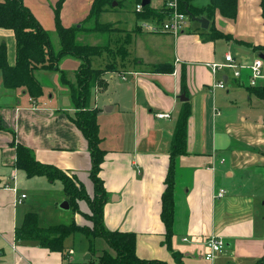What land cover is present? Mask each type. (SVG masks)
Returning a JSON list of instances; mask_svg holds the SVG:
<instances>
[{"label":"crops","instance_id":"obj_1","mask_svg":"<svg viewBox=\"0 0 264 264\" xmlns=\"http://www.w3.org/2000/svg\"><path fill=\"white\" fill-rule=\"evenodd\" d=\"M69 1L61 12L66 28L85 20L94 2L88 0L84 14L76 19L68 13L65 15ZM56 2L58 0H52V6ZM24 3L44 29H55L54 11L37 5L44 3L43 0H24ZM79 3L84 4L85 0ZM260 4L261 0H240L239 5L249 8V12L240 17L242 29L238 31L230 25L232 20L219 15L215 19L217 29L249 46L264 45ZM136 22L134 29H119L116 33L121 41L118 45L130 37L126 57H112L117 71L106 73L92 89L90 107L99 111L98 121L101 115L115 111L121 114V126L117 128V136L114 134L117 142L112 147L106 146L99 122L102 148L107 152L101 178L110 196L104 209L106 227L110 231L135 233L136 253L145 260L166 264H256L264 256V194L251 191L248 182L252 176L260 177L250 170H257L259 161L264 165V130L258 142L255 138L252 142L251 136L248 140L246 136L241 138L239 134L246 132L233 123L235 106L230 104L231 94L243 89L248 92L250 70L243 69L239 79L232 70L221 71L216 77L206 64H222L226 55L231 54L238 65L249 66L255 60L264 61V54L248 59L243 53L252 49L234 41H203L198 31L195 34L190 29L184 30L181 36L150 34L139 27L137 18ZM3 45L8 63L14 66V32L0 29V48ZM183 74L192 115L188 123L187 155L176 160L173 234L167 241L166 226L161 218L162 197L172 138L183 107L179 99L184 94ZM220 79L227 82L226 88L214 90L212 86ZM112 92L117 97H112ZM251 96L254 95H250L249 102H252ZM101 97L105 99L103 112L98 105ZM75 113L68 86L46 96L44 91L42 97L32 100L26 89L6 90L0 79V243L11 245V264H84L90 259L88 255L85 262H78L73 249L64 259L61 254L43 249L37 243L17 241L15 235L19 226L18 207L28 199L17 203L21 195H25H18L21 192L18 173L28 179L27 186L42 181L51 183L46 177L29 179L25 172L16 169L17 145L33 150L42 164L75 175L88 194H94L89 176L92 161L88 143L73 122ZM158 114H169L170 118L159 119ZM239 119L245 121V117ZM123 128L132 135L133 141L124 142ZM234 138L257 145L262 152L243 153L233 147ZM221 189L226 195L217 198ZM211 237L220 238L226 248L223 254L207 260V242ZM88 250L84 254H88ZM3 256L0 249V257Z\"/></svg>","mask_w":264,"mask_h":264},{"label":"trees","instance_id":"obj_2","mask_svg":"<svg viewBox=\"0 0 264 264\" xmlns=\"http://www.w3.org/2000/svg\"><path fill=\"white\" fill-rule=\"evenodd\" d=\"M67 0H59L55 9V31L60 40V49L55 51L50 33L39 23L32 11L25 5L24 0H0V29L14 32L16 39V63L11 66L7 59L6 46L0 48V79L6 90L17 91L26 89L32 100L39 99L44 94V87L37 79L36 72L46 73L61 72L63 85L70 89L71 100L76 110L73 122L81 131L88 143V149L92 161V169L89 173L94 185V194L90 196L85 186L75 175H69L63 170L39 162L33 150L17 145L16 169L26 173L29 179L46 177L51 183L61 182L66 200L70 204V210L79 213V202H85L89 208V214H81L87 224L81 225L76 220L71 224H60L48 228H41L38 217L34 213L25 215L23 223L15 231L17 241H28L37 243L41 248L52 253H59L64 259L70 250L65 247L69 237L83 236L89 240L90 252H96L95 240L102 239L108 246V250L102 251L96 259L84 264H166L158 260H145L138 257L136 253L137 235L135 233L110 231L105 224L104 209L109 202L110 196L101 178L102 165L105 161L106 151L102 148V137L100 135V124L98 121L99 111L90 107L92 89L96 83L102 81L108 72H116L114 63L107 64L103 69L94 68L93 61L104 54L113 58L125 56L126 44L130 37L127 36L122 42V52L115 53L110 48L112 41L120 44V39L115 40L118 29L114 24L102 23L100 17L103 13L113 9L116 0H94L89 14L80 27L66 28L62 24L61 12ZM141 3L142 0H137ZM194 0H179L180 10L187 13L191 19L205 17L210 20L209 30H198L203 41L225 40L242 43L231 34H226L217 29L215 25L216 16L219 15L226 20L235 21L238 15L240 0H209L204 8H196ZM119 4V3H118ZM262 18L264 20V0H261ZM168 12L165 8L155 9L152 5L143 8V12L136 13L137 21L147 19H159L164 21ZM89 25V26H87ZM104 34L110 33L114 38L108 37L105 43L108 49L100 45H87L79 42L81 33ZM259 53H264V47ZM109 53V54H108ZM110 56V57H111ZM65 57H73L81 61L76 74V84L67 80L64 72L60 70V62ZM126 57V56H125ZM117 68V69H116ZM171 72L173 70H170ZM182 90L186 93V75H182ZM250 95H255L264 100V81L258 86L247 87ZM192 115L190 103L183 102V107L176 122L171 149L170 164L166 178V189L162 197L161 218L166 226L167 241L173 234L174 224V191L176 160L178 157L187 155L188 146V123ZM179 257L175 254V257ZM179 261V260H178ZM256 264H264V256Z\"/></svg>","mask_w":264,"mask_h":264},{"label":"rangeland","instance_id":"obj_3","mask_svg":"<svg viewBox=\"0 0 264 264\" xmlns=\"http://www.w3.org/2000/svg\"><path fill=\"white\" fill-rule=\"evenodd\" d=\"M152 0L151 5L157 8H164L165 5L169 0ZM44 3H37V5L40 8L46 9L50 8V10L54 11V18H55V9L57 7V4L59 2H56L55 4H51L52 0H43ZM87 2L88 0H85L84 4H80L79 0H70L66 10L65 15L67 16V13L69 17L71 18H78L80 14H84V11L87 8ZM117 3L116 6L113 7L110 11H107L103 13L100 17V21L102 23H115L114 25L118 31L121 30H127L130 31L135 28L136 25V13L138 5H141V3L137 4V0H116ZM164 2V3H163ZM119 3V4H118ZM209 3V0H194L193 5L196 8H204ZM238 8V15L236 19V23L230 22V25L235 27L238 31L242 29L240 17L242 14H247L249 12V8L247 7H240ZM136 11V13H135ZM51 16L53 17V13H51ZM189 16V15H188ZM82 19V18H81ZM224 20V19H223ZM84 22L80 21L76 26H81V24ZM139 27H141V21H139ZM229 22V21H228ZM185 30L187 31L190 29L191 33H197L198 30H200L201 26L200 24L196 23L193 19L188 17V22L186 23ZM55 25V22H54ZM75 26V27H76ZM89 26V25H87ZM253 26H255V23H253ZM257 29V26H255ZM51 28V27H49ZM48 32L51 35L53 47L55 51H58L60 49V40L59 37L54 30H48ZM195 33V34H196ZM182 35V34H181ZM180 35V36H181ZM114 38V35H110V33H102V34H92V33H81L79 35V42L87 45H100L102 48L108 49V44L105 43L106 40H108V37ZM174 36V35H172ZM179 36V35H178ZM118 36L116 35L115 40H117ZM123 39L125 37H122ZM221 43H224L225 41H220ZM116 42L112 41L110 44V48L115 50V53L122 52L123 48L120 45H115ZM145 43V42H144ZM144 43H141L144 45ZM239 45H246L250 47L252 50H245V53H243L244 57H248V59H253L254 57H258L259 52L256 51V49L260 50V47L263 48L264 45H256V44H244V43H238ZM228 45V44H223ZM220 49V47H218ZM110 50L109 53H113ZM224 51V50H223ZM108 53V54H109ZM264 54V53H263ZM242 55V56H243ZM111 56V55H110ZM242 58V57H241ZM113 62V58L103 56L101 58H96V60L93 62V67L98 69L100 67H105L107 64H110ZM81 64V61L73 58V57H65L60 62V70L64 72L66 75L67 80H69L71 83L76 84V74L78 71V68ZM117 69V68H116ZM37 79L42 83L45 91V96L47 94H53L56 93V91L61 87H66L63 85L61 81L62 73L61 72H55V73H42L41 71L36 72ZM122 80V79H121ZM230 89V88H229ZM228 89V90H229ZM232 93V92H231ZM112 97H117L115 92H112ZM99 97V95H98ZM108 97V96H106ZM234 97V98H233ZM249 93L246 90H240L238 93H235V95L231 94V105L235 106L233 109L235 110L236 117L233 119V123L236 122L239 124L237 126L238 129H243L246 133L245 135H240L241 138L246 136L245 138L248 140V136H251L252 142L255 141L258 142L261 133L264 130V100L262 101L258 97L251 96L252 102H249ZM99 99V98H98ZM104 97H101V100L98 105L102 112L105 109L104 105ZM240 116L245 117V121H240ZM120 118L121 114L118 113V111H115L111 113L110 115H101L99 118L100 124H102V135L106 137V146L112 147L114 142H117L115 140L114 134L117 136L118 127L120 125ZM233 118V117H232ZM260 119H262L260 122ZM248 134V135H247ZM122 137L124 138V142L128 143L133 141V137L130 133L125 132V128L122 129L121 132ZM264 135V134H263ZM256 136V137H255ZM250 141V140H249ZM232 145L234 148H237L239 151L243 153H250V154H260L262 151H259V146L247 144L246 142L242 140L233 139ZM233 150V149H232ZM263 150V149H262ZM2 169H0V174H2ZM251 174L258 173L260 177L258 176H252L251 179L248 182L249 189L251 191L255 192H261L264 194V165L263 162H258V168L257 170H254L252 168ZM27 181V182H26ZM17 182L20 183L21 192L18 194L19 196L21 193H25L26 198L28 199L19 205L18 212L19 216L17 217V225L21 226L23 223L25 213H34L38 217V222L41 228H48L60 224H71L74 220H76L75 217H77V222L81 225L87 224L86 220L83 218L81 214H89V208L86 205L85 202H79V213H75L72 210H62L61 204L66 201V195L63 191V187L61 182L56 181L55 183H48V182H39L34 183L33 185H28V179L24 177L23 173H18V179ZM1 239V238H0ZM89 240L84 238L83 236H75V237H69L65 242V247L67 250H72L76 252L78 262H85V259L90 256L91 260L94 258V260H97V256L102 254V249L108 250V246L105 243L104 240L98 239L95 240V249L96 252L93 253L89 252L88 249H90L89 246ZM33 243V242H32ZM1 252L4 253L3 257H0V264H11V245L7 242L1 241ZM88 250V254H84ZM71 253H73L71 251ZM70 253V254H71ZM72 256V255H70ZM88 260V261H89Z\"/></svg>","mask_w":264,"mask_h":264},{"label":"built area","instance_id":"obj_4","mask_svg":"<svg viewBox=\"0 0 264 264\" xmlns=\"http://www.w3.org/2000/svg\"><path fill=\"white\" fill-rule=\"evenodd\" d=\"M142 5H138L137 13L143 12ZM168 12L167 18L164 21L159 19H147L141 21V29L144 32L150 34H170L174 36H178L182 34L185 30L186 23L188 22V14L184 13L180 10L179 0H169L164 7ZM206 66L211 70L214 76H218L221 71L232 70L233 75L236 79L241 78L242 70L249 69L250 77H249V86H258L259 83L264 79L263 74V66L264 61L262 59L255 60L249 66H241L238 65L236 60L233 58L231 54H227L225 57V62L220 63H208ZM226 81L220 79L217 81L212 87L213 89H225ZM157 117L159 119H167L170 118L169 114H158ZM224 163V160L221 161ZM16 191V190H14ZM226 195V191L221 189L216 195L217 198H223ZM26 198V195H21V197L17 200V203L20 204ZM207 247L209 249L208 254L206 255L207 260H213L216 255L223 254L225 252V243L216 237H211L207 242Z\"/></svg>","mask_w":264,"mask_h":264},{"label":"water","instance_id":"obj_5","mask_svg":"<svg viewBox=\"0 0 264 264\" xmlns=\"http://www.w3.org/2000/svg\"><path fill=\"white\" fill-rule=\"evenodd\" d=\"M150 4H151V0H142V3H141L142 7H146V6L150 5ZM116 5H117V3L114 2L113 6H116ZM193 20L200 24L202 30H205V31L209 30L211 22L207 18H205V17L194 18ZM78 27H80V26H78ZM179 99L182 102H187L188 101V99L186 98L185 94L180 96ZM60 207H61L62 210H70V204H69V202L67 200L65 202H63Z\"/></svg>","mask_w":264,"mask_h":264}]
</instances>
